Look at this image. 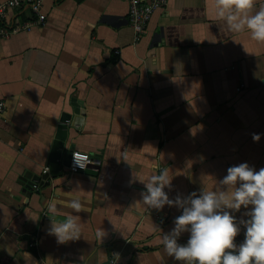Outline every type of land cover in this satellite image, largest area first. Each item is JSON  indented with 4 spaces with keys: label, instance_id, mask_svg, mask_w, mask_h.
I'll return each instance as SVG.
<instances>
[{
    "label": "crops",
    "instance_id": "crops-1",
    "mask_svg": "<svg viewBox=\"0 0 264 264\" xmlns=\"http://www.w3.org/2000/svg\"><path fill=\"white\" fill-rule=\"evenodd\" d=\"M214 4L167 0L136 40L129 0H44L43 24L0 38V264H183L161 243L180 209L147 206L135 178L166 168L174 198L213 190L230 165L264 167V41ZM58 137L95 161L70 172ZM56 215H75L80 237L49 233Z\"/></svg>",
    "mask_w": 264,
    "mask_h": 264
},
{
    "label": "clouds",
    "instance_id": "clouds-1",
    "mask_svg": "<svg viewBox=\"0 0 264 264\" xmlns=\"http://www.w3.org/2000/svg\"><path fill=\"white\" fill-rule=\"evenodd\" d=\"M256 5L257 0H215V17L233 32L247 29L252 39L264 41V0L259 7ZM253 138L259 139V134L254 133ZM135 179L144 185L141 200L147 206L162 210L165 205H175L180 209L173 226L162 235L161 243L168 256L183 264H264V167L257 169L247 161L230 165L213 190L203 186L198 192L174 198L165 190L166 186L172 187L166 168ZM47 206L54 210L56 203ZM242 206L241 215H235ZM68 207L79 212L80 199L72 198ZM242 230L243 240L237 242ZM47 231L65 242L80 237L81 225L75 215L59 219L57 215L50 216ZM185 231L188 238L181 242ZM97 234L104 232L101 229Z\"/></svg>",
    "mask_w": 264,
    "mask_h": 264
},
{
    "label": "built area",
    "instance_id": "built-area-1",
    "mask_svg": "<svg viewBox=\"0 0 264 264\" xmlns=\"http://www.w3.org/2000/svg\"><path fill=\"white\" fill-rule=\"evenodd\" d=\"M166 3L167 0H129L130 24L135 32L136 40H140L145 33L154 11L164 7ZM43 6L44 0H0V38L7 37L13 32L30 28L33 25L43 24L46 20ZM13 9L27 12L30 17L27 20L9 19V11ZM5 110L6 102L5 100H0V114ZM94 161V156L88 151L73 149L68 169L70 172H79L88 168ZM48 169L49 166H46L44 172H47ZM102 264L120 263L116 257L112 256Z\"/></svg>",
    "mask_w": 264,
    "mask_h": 264
},
{
    "label": "water",
    "instance_id": "water-1",
    "mask_svg": "<svg viewBox=\"0 0 264 264\" xmlns=\"http://www.w3.org/2000/svg\"><path fill=\"white\" fill-rule=\"evenodd\" d=\"M79 102L82 104V101L81 100H75L73 101L74 103V111L76 113H84L85 112V109L84 108H79L78 104ZM69 117V116H68ZM72 150H73V145H70V146H67L65 144V140L61 137H58L55 142H54V145H53V149L51 150V154L52 155H55L56 158L60 159V158H64V162L69 165L70 163V157H71V153H72ZM22 179H24L25 181H28L29 179L25 176H21ZM42 177L44 179H46V184L50 183V174L48 172H45ZM40 178V176H32L30 180V183H32V185H35V179H38ZM34 181V182H33Z\"/></svg>",
    "mask_w": 264,
    "mask_h": 264
}]
</instances>
